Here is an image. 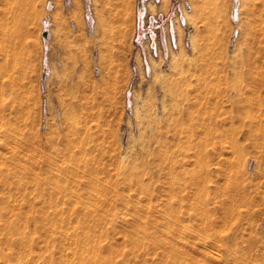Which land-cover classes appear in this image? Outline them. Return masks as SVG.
<instances>
[{"label":"rangeland","instance_id":"rangeland-1","mask_svg":"<svg viewBox=\"0 0 264 264\" xmlns=\"http://www.w3.org/2000/svg\"><path fill=\"white\" fill-rule=\"evenodd\" d=\"M139 1L0 0V264H264V0Z\"/></svg>","mask_w":264,"mask_h":264},{"label":"built area","instance_id":"built-area-1","mask_svg":"<svg viewBox=\"0 0 264 264\" xmlns=\"http://www.w3.org/2000/svg\"><path fill=\"white\" fill-rule=\"evenodd\" d=\"M139 2H141V0ZM138 11L142 12V4L141 3L138 4Z\"/></svg>","mask_w":264,"mask_h":264},{"label":"water","instance_id":"water-1","mask_svg":"<svg viewBox=\"0 0 264 264\" xmlns=\"http://www.w3.org/2000/svg\"><path fill=\"white\" fill-rule=\"evenodd\" d=\"M47 36V34H45V37Z\"/></svg>","mask_w":264,"mask_h":264}]
</instances>
